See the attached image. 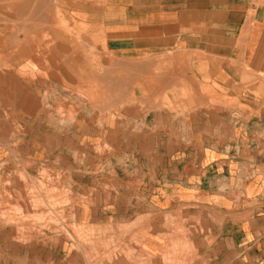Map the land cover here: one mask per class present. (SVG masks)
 Listing matches in <instances>:
<instances>
[{"label":"crops","instance_id":"1","mask_svg":"<svg viewBox=\"0 0 264 264\" xmlns=\"http://www.w3.org/2000/svg\"><path fill=\"white\" fill-rule=\"evenodd\" d=\"M27 1L0 0V205L44 172L83 224H191L195 264H264V0ZM0 220V264H69Z\"/></svg>","mask_w":264,"mask_h":264},{"label":"rangeland","instance_id":"2","mask_svg":"<svg viewBox=\"0 0 264 264\" xmlns=\"http://www.w3.org/2000/svg\"><path fill=\"white\" fill-rule=\"evenodd\" d=\"M0 22H3L1 17ZM21 176L19 175L18 178L22 182L25 180L34 181L29 187H26L25 191H21V187H18L17 190V187L15 189L9 183H6V186L10 187L9 192L12 193L11 197L7 196L9 197L8 200H12L17 195L22 209L10 207L7 203L4 204V207L0 205V209H4V212H0V217L14 227H12V232L9 231L11 235V239H8L9 242H13L19 234L22 237L17 240L19 245L23 246L29 243L30 239L22 236L27 229L21 227V224L22 221H31L34 224L33 229L38 231L39 236L42 235L43 231L49 229H59L65 233L66 240L63 245L58 243L57 246V241L54 238L52 244L63 251L69 262L75 259L77 263L87 262L89 264L196 263L194 246L186 237L190 234L189 232L194 231L191 224L184 226L182 223L179 226V223L166 219L164 229L170 230L174 235H181L182 239L171 237L164 240L145 238L142 220H137L130 225H117L108 222L105 226L102 224V226L98 225L94 228L92 225L81 223L73 213L67 216L68 210L65 205L68 203L69 192L52 190V186L47 184L51 183L52 179L50 180L51 177L49 178L47 174L42 172L37 179L34 177L26 179L25 176H22L23 178ZM14 178L17 177L11 175L8 179L13 180ZM56 193L57 195H54ZM36 213L39 214L38 217L35 216ZM86 215L87 210L84 208L81 212L82 221ZM133 230L134 235L126 237ZM31 245L33 244L31 243Z\"/></svg>","mask_w":264,"mask_h":264},{"label":"bare ground","instance_id":"3","mask_svg":"<svg viewBox=\"0 0 264 264\" xmlns=\"http://www.w3.org/2000/svg\"><path fill=\"white\" fill-rule=\"evenodd\" d=\"M29 1V0H28ZM27 1V2H28ZM37 1V0H36ZM31 2V1H30ZM29 2V3H30ZM24 3H25V1H24ZM39 3V2H38ZM44 3V2H43ZM35 4H37V3H35ZM29 5V4H28ZM9 6V5H8ZM39 6H41L40 5V3H39ZM44 6V5H43ZM3 8H4V6H3ZM26 9H27V12H28V6L26 7ZM2 9L0 8V11H1ZM24 10V9H23ZM33 11H35V10H33ZM16 14V13H15ZM15 14H14V16H15ZM29 14V13H28ZM4 15V14H3ZM42 15V14H41ZM7 16V15H6ZM22 15H20V17H21ZM29 16V15H28ZM35 16V15H34ZM34 18V17H33ZM31 19V18H30ZM24 20V19H23ZM35 22H37V21H35ZM15 24V23H14ZM4 24H2V26H3ZM11 26V25H10ZM7 27V26H6ZM45 27V26H44ZM62 27V26H61ZM5 28V27H4ZM4 28L2 29V30H4ZM1 29V28H0ZM6 29V28H5ZM56 29V28H55ZM2 32V31H1ZM4 32V31H3ZM42 32V31H41ZM41 32H40V34H41ZM8 33V32H7ZM0 34H2V33H0ZM46 36V35H45ZM1 38V37H0ZM42 38V37H41ZM49 39V38H48ZM33 40V39H32ZM45 40V39H44ZM43 40V41H44ZM49 41V40H48ZM79 41V40H78ZM46 42H47V39H46ZM50 42V41H49ZM52 43V42H51ZM34 45V44H33ZM45 45L47 46V43H45ZM51 45V44H50ZM5 46V45H4ZM8 46V45H7ZM49 46V45H48ZM3 48V47H2ZM48 48V47H47ZM81 50V49H80ZM25 62V61H24ZM53 63V62H52ZM4 63H2L1 64V66L3 65ZM51 64V63H50ZM49 64V65H50ZM6 66H8L7 64H6ZM52 66H53V64H52ZM104 66V65H103ZM10 67V66H9ZM2 68H3V66H2ZM17 68V67H16ZM55 69V68H54ZM165 69V68H164ZM5 70H6V68H5ZM62 70V69H61ZM166 70V69H165ZM47 71V70H46ZM55 71H56V69H55ZM167 71V70H166ZM51 72H52V70H51ZM35 74V73H34ZM65 74V73H64ZM49 75V74H48ZM37 77V76H36ZM167 80V79H166ZM4 81V80H3ZM49 81V80H48ZM54 84V83H53ZM23 87H25V86H23ZM27 91V90H26ZM30 94V93H29ZM31 94H33V93H31ZM50 94V93H49ZM58 95V94H57ZM41 98V97H40ZM47 98V97H46ZM52 98V97H51ZM105 98V97H104ZM184 98V97H183ZM183 98H182V100H183ZM168 100V99H167ZM10 101V100H9ZM41 101V100H40ZM74 101V100H73ZM10 102H12V101H10ZM14 103V102H13ZM25 103V102H24ZM40 104V103H39ZM89 106V105H88ZM22 107H23V105H22ZM85 107V106H84ZM86 108V107H85ZM22 111V110H21ZM40 111V110H39ZM93 111H95V110H93ZM38 112V111H37ZM41 112V111H40ZM107 112V111H106ZM117 113V112H116ZM51 114V113H50ZM96 114V113H95ZM99 114V113H98ZM109 117V116H108ZM49 118V117H48ZM54 118V117H53ZM91 118H92V116H91ZM55 119V118H54ZM111 119V118H110ZM31 122V121H30ZM29 122V123H30ZM43 122V121H42ZM57 121H55V123H56ZM47 123V122H46ZM58 123V122H57ZM104 124V123H103ZM54 127V126H53ZM63 130V129H62ZM82 130V129H81ZM86 130V129H85ZM3 133H4V131H3ZM2 133V134H3ZM94 133V132H93ZM1 138V137H0ZM6 139V138H5ZM65 139V138H64ZM75 140V139H74ZM6 141H8L7 139H6ZM72 144V143H71ZM7 146V145H6ZM53 146V145H52ZM5 147V146H4ZM54 148V147H53ZM58 150V149H57ZM77 150V149H76ZM49 154V153H48ZM59 154V153H58ZM77 155V154H76ZM75 155V156H76ZM62 156V155H61ZM65 156V155H64ZM55 157V156H54ZM112 157V156H111ZM71 159V158H70ZM126 159V158H125ZM58 160V159H57ZM70 162V161H69ZM97 162V161H96ZM64 164V163H63ZM83 164H84V162H83ZM65 165V164H64ZM85 166H86V164H85ZM154 166V165H153ZM79 170V169H78ZM75 171V170H74ZM77 171V170H76ZM44 173V172H43ZM48 176V175H47ZM114 176H115V174H114ZM167 176V175H166ZM22 177V176H21ZM49 178L51 177V176H48ZM73 177V176H72ZM80 177V176H79ZM87 177H90V176H87ZM23 178V177H22ZM33 178V177H32ZM31 178V179H32ZM24 179H25V177H24ZM30 179V180H31ZM83 179H85V178H83ZM165 179V178H164ZM171 179V178H170ZM20 182H22L20 179H17V178H14L13 180L11 179H8V183L12 186V187H14L15 189H16V187H20L19 186V181ZM50 180H51V178H50ZM71 180V179H70ZM80 180V179H79ZM91 180V179H90ZM166 180V179H165ZM26 181V180H25ZM24 181V182H25ZM47 181V180H46ZM66 181V180H65ZM23 182V183H24ZM30 182H34L33 180L32 181H30ZM84 182V181H83ZM7 183V184H8ZM39 184H40V182H38ZM44 184V183H43ZM46 184V183H45ZM47 184H49V185H53V183L51 182V183H47ZM63 185V184H62ZM90 185V184H89ZM91 186V185H90ZM54 187L52 186L51 187V189L52 190H55V191H57L56 189H53ZM14 191V190H13ZM58 193V192H57ZM57 193L56 194H54V195H57ZM17 196V195H16ZM16 196H14L12 199H14V200H18V198L16 197ZM97 199V198H96ZM139 200V199H138ZM136 208V207H135ZM107 213V212H106ZM85 215V214H84ZM112 215V214H111ZM87 219V215L84 217V221ZM4 221H5V219H3ZM0 222H1V220H0ZM6 222V221H5ZM7 223V222H6ZM8 224V223H7ZM6 224V225H7ZM112 224V223H111ZM108 225H110V224H108ZM93 226V225H92ZM100 226V225H99ZM105 226V225H104ZM111 226V225H110ZM94 228H95V226H93ZM207 227V226H206ZM208 228V227H207ZM101 229V228H100ZM44 233H46V234H48V235H52V238H54V239H56V241H57V246H58V243H60L59 245H63V242H65V240H66V238H65V233L62 231V230H59V229H49V230H46V231H43ZM50 237V236H49ZM217 244V243H216ZM29 247V246H28ZM152 248H154V247H152ZM27 251V250H26ZM207 254H209V253H207ZM82 264H89V263H87V262H81ZM69 264H77V262H76V260L75 259H73L72 261H70L69 262Z\"/></svg>","mask_w":264,"mask_h":264}]
</instances>
